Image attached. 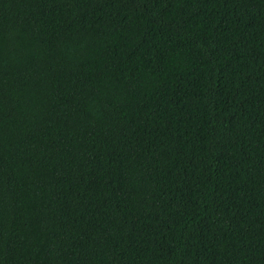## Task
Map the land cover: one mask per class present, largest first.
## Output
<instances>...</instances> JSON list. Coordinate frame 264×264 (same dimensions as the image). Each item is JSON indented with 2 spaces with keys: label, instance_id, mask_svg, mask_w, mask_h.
<instances>
[{
  "label": "trees",
  "instance_id": "16d2710c",
  "mask_svg": "<svg viewBox=\"0 0 264 264\" xmlns=\"http://www.w3.org/2000/svg\"><path fill=\"white\" fill-rule=\"evenodd\" d=\"M0 264H264V0H0Z\"/></svg>",
  "mask_w": 264,
  "mask_h": 264
}]
</instances>
